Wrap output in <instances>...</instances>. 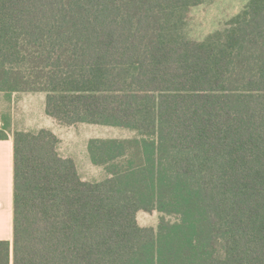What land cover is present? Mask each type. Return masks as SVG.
Masks as SVG:
<instances>
[{
    "label": "trees",
    "instance_id": "1",
    "mask_svg": "<svg viewBox=\"0 0 264 264\" xmlns=\"http://www.w3.org/2000/svg\"><path fill=\"white\" fill-rule=\"evenodd\" d=\"M212 0H0V95H45L90 139L83 181L51 131L11 130L13 238L0 264H264V0L202 40ZM157 212L140 227L137 212Z\"/></svg>",
    "mask_w": 264,
    "mask_h": 264
},
{
    "label": "rangeland",
    "instance_id": "2",
    "mask_svg": "<svg viewBox=\"0 0 264 264\" xmlns=\"http://www.w3.org/2000/svg\"><path fill=\"white\" fill-rule=\"evenodd\" d=\"M247 0H212L210 3L194 7L188 14L189 35L195 40H202L209 33L220 28L245 6ZM15 105L14 119L18 130L45 129L56 135L60 144L59 154L75 162L78 173L83 181H101L104 172L92 166L87 158L86 144L90 139H130L132 132L122 128L77 124L63 126L43 114L45 95L43 93H16L12 95ZM11 104L0 95V112L4 115ZM11 117V116H10ZM3 122L0 119V128ZM12 130V127H11ZM160 214L157 212H137L136 221L140 227L156 228Z\"/></svg>",
    "mask_w": 264,
    "mask_h": 264
},
{
    "label": "crops",
    "instance_id": "3",
    "mask_svg": "<svg viewBox=\"0 0 264 264\" xmlns=\"http://www.w3.org/2000/svg\"><path fill=\"white\" fill-rule=\"evenodd\" d=\"M10 104H11V115L10 116H11L12 132L13 131H38L37 129L18 130L16 128V122L14 119L15 105L13 104V101ZM43 107L44 108L42 112L45 115V100H44ZM86 147H87V144H86ZM86 154H87V151H86ZM12 192H13V143H12V137L8 135V138L6 140H0V241H7L10 243V245L12 243V238H13V230H12V227H13V193Z\"/></svg>",
    "mask_w": 264,
    "mask_h": 264
}]
</instances>
